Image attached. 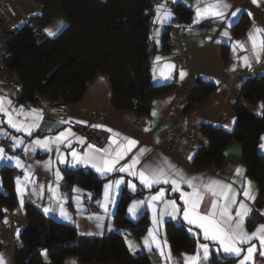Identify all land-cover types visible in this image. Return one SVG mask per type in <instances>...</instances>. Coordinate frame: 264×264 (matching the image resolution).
<instances>
[{
  "label": "crops",
  "instance_id": "0c3cea01",
  "mask_svg": "<svg viewBox=\"0 0 264 264\" xmlns=\"http://www.w3.org/2000/svg\"><path fill=\"white\" fill-rule=\"evenodd\" d=\"M165 2V0H159L156 4ZM231 5L229 11V19L232 20L231 25L223 24L215 19H201L199 23H194L196 19V3L197 0H166L165 7L171 11L172 18L169 22H166L163 26L156 24L152 35V40L157 46V50L154 52V60L152 61V82L159 85L173 84L174 90L171 92L156 97L152 101V106L149 115L143 117L140 127L133 125L134 113L132 112H117L112 107V89L111 86L103 75H98L94 81L90 84L83 101L80 104L70 106L69 120L78 122L84 125H104L108 128L114 129L122 133L124 136L137 139L139 144L137 148H146L148 151L154 148V152L148 156L147 159L142 157L141 163L148 161L161 160L167 158L176 168L183 170L190 176H202L205 179L208 177H214L217 179H225L231 181L235 179L236 184L234 187L240 189L241 182H245L247 187V181H251V194L255 197L254 200L247 201L248 206L252 209L249 216L245 220L244 227L248 232H252L258 225L264 224V205L261 208L256 207V203L259 196V187L254 179L249 177L246 172V166L243 161V146L237 142L232 141L228 144L225 154L226 160L222 168L218 172H212L209 170H201L193 167L192 163L195 155L200 147H206L208 145V139L201 134V126L203 124H210L216 127H220L227 132L234 130L237 116L233 110L234 103L241 97V89L243 83L253 77L252 73L257 70L259 76L264 75V58H261L260 62H252L251 68L244 67L243 62L239 60V57L249 55V52L237 49L233 50V43L236 41H247L250 48L251 42L248 40V34L254 32L255 29L264 28V0H258V4H253L252 0H226ZM33 4L36 7V11L32 9ZM183 5L191 11V20L188 22V30L184 35H178L174 31V26L178 19L174 9L177 5ZM203 5V0H201ZM18 9H14L8 19V23L15 24L22 28L31 18L41 14L40 7L37 0H18ZM239 9L236 17H231L230 13ZM251 13V15H249ZM246 21V25L242 31H238L242 23ZM62 25V27H60ZM67 22L64 17H59L53 24L47 29L52 30L56 34H59L65 27ZM59 27V31L57 28ZM159 29L160 34L155 35L156 30ZM228 31L230 39L225 38L222 33ZM165 34L168 37V43L171 48L167 51L162 50ZM264 35V33L257 34V38ZM183 53L182 61L178 63L176 56ZM156 57H160L159 61H156ZM166 65H172L171 69L165 67ZM233 66L236 70L233 71ZM183 71L186 73L183 79L180 78L179 73ZM169 75V79H164L163 75ZM7 72L0 71V96H7L13 101V104L18 108L20 104L15 95H17L22 86L18 83L6 84ZM204 81L216 85V89L212 96L202 105H195L189 112H184L185 105L188 102L189 94L197 81ZM47 100H43L39 105L25 106V110L36 108L41 109L44 113V118L40 122L39 128L34 131L32 137H25V143H29L31 139L39 136L43 138L45 136H52L60 130L71 129L66 123H62L55 119L48 118L45 114V107ZM263 103L259 102L256 105H247L248 108L257 116L263 114ZM96 110L105 113V119L100 122L93 121L92 117ZM155 112L156 115H152ZM5 119L0 116V120ZM7 128V125H2ZM96 134L105 137V143L101 148L106 147L108 144V138L111 135L109 132L92 127ZM170 128L174 135L178 138V144L172 145L169 139L164 135V130ZM147 129V131H145ZM10 135L21 136L22 133H16L12 129H8ZM191 132L192 136H188L186 133ZM74 136H70L72 141V149L77 152H83L87 150V144H91L88 140L79 135L74 129H71ZM201 135H198V134ZM84 138L85 143H77V138ZM264 137V134L263 136ZM264 144V139L259 146V152L264 156V148L261 145ZM0 147L9 149L7 155L19 156L23 163L33 166V179L36 185H43L44 192L39 194L37 188L36 193H33V184L25 180V169L19 168L14 162L4 160L0 161V191L2 190V175L1 170L3 168H10L14 170L15 192L17 198V204L13 210L6 209L3 219L0 220V254H2L6 264H17L16 250L22 245L21 233L27 225L26 206L28 204L34 206L46 217L73 226L78 235L81 237H96L103 238L113 233H122L124 236L125 244L128 251L133 255L145 254L152 264H166L162 258L160 251L155 245L151 248L145 247L144 240L148 237L149 230L156 227L153 224V211L151 208L144 206L140 209L137 218H133L128 208L133 201L148 200L158 187H164L166 189V199H175L178 203L180 193L168 191L171 185H162L154 187L149 190L139 184L138 180L128 176L124 173H112L107 176H101L90 166L77 165L72 166V158L70 155H65L64 163H59L57 160V153L55 150L47 152L41 149H37L35 153H25L17 148L15 152L11 151V140L0 138ZM72 149L60 145L61 153H69ZM136 149H133L135 152ZM147 151V152H148ZM146 152V153H147ZM145 153V154H146ZM131 153L127 159L131 158ZM191 156V159H189ZM127 159L121 161L126 163ZM51 161L50 169L44 167V164ZM88 169L94 172L99 178L104 180L102 186V192L99 196L95 197L94 194L76 184H70L64 189V182L66 180V170H79ZM236 169H240V175H236ZM59 171L62 179L57 181L56 171ZM123 177L125 181L133 180V183L137 185L136 190L133 191L127 188L125 184L120 185L119 193L112 194V202L107 204V211H105V188L104 186L110 181H114ZM20 180L21 187L25 189L23 196L24 203L21 205V197L17 191V180ZM51 184L54 189H57V199H51L48 191V185ZM79 189L80 191H74ZM183 191H191L186 186L182 188ZM126 193L131 196V199L127 205V216L132 221L130 228H120L116 223V212L118 204L122 195ZM89 194L90 197L89 198ZM79 197V203L77 198ZM239 199H243L241 195ZM213 197L211 194H205L203 201L200 204L199 211L201 213H207L210 210ZM60 204L63 207L67 215L71 218L65 219L61 217L59 213ZM45 207H51L53 211L45 213L43 209ZM92 207H97L98 211H92ZM163 207V205H161ZM103 217L102 227L98 228V221L95 217ZM93 217V219H89ZM146 218L147 228L143 234L136 236L133 233V229L142 226V221ZM5 220L7 223H5ZM168 223L176 225H185L188 230L193 228L190 233L199 232L193 226H190L187 221L184 220L182 213L177 214L175 218L170 215H165L163 222L159 226V239L166 241L164 252L171 251V261L168 264H184V254L192 255L197 250L199 243H207L209 245V256L207 260H204L202 264H214L213 257H224L226 259L233 260L230 264H240L242 257H236L234 254L225 253L222 249H218V246L211 241H204L202 234L199 236L193 235L197 238L196 249L193 252H183L180 255H176L170 245V241L167 235L166 226ZM92 232L93 235H87L86 233ZM131 241L135 245V249L129 248L128 242ZM257 252L255 253L254 264H264V256L260 255L259 245L257 241ZM245 250L248 245L243 246ZM246 254V251L245 253ZM242 254V255H243ZM42 256L47 264H50V259L47 252L43 251ZM64 264H82L79 262L76 256H69L65 259ZM97 264V263H90ZM114 264V263H106Z\"/></svg>",
  "mask_w": 264,
  "mask_h": 264
},
{
  "label": "trees",
  "instance_id": "16d2710c",
  "mask_svg": "<svg viewBox=\"0 0 264 264\" xmlns=\"http://www.w3.org/2000/svg\"><path fill=\"white\" fill-rule=\"evenodd\" d=\"M159 0H41L43 10L11 37L6 46L9 55L6 68L16 72L22 89L15 95L25 106L39 105L43 100L59 101L70 106L80 104L94 79L103 75L112 89V107L117 112L149 115L154 98L174 90L173 84L155 85L152 82L151 55L157 50L152 40L156 4ZM181 21L191 20V11L183 5L174 9ZM59 17L67 26L56 36L45 31ZM242 23L238 31L246 25ZM151 37V39H150ZM165 34L162 50L171 48ZM216 85L197 81L192 87L184 112L204 104L214 93ZM242 99L233 105L237 120L232 132L210 124L201 126L208 139L193 160V167L218 172L225 163V150L232 141L243 146V161L249 177L259 187L256 207L264 205V156L259 146L264 134L262 116L255 115L247 105H264V75L247 79L241 89ZM66 180L91 191L95 197L102 192L104 180L88 169L66 170ZM0 191V220L4 210L17 204L14 170L3 168ZM131 199L124 193L118 204L116 223L130 228L127 216ZM27 225L21 233L22 245L16 250L17 264H47L42 252H47L50 264H64L76 256L82 264H152L145 254H131L122 233L103 238L81 237L68 224L54 221L34 206H26ZM147 228L133 229L140 236ZM167 235L176 255L193 252L197 238L185 225L168 223ZM1 248V244H0ZM233 260L213 257L214 264H230Z\"/></svg>",
  "mask_w": 264,
  "mask_h": 264
},
{
  "label": "snow or ice",
  "instance_id": "6c2138e0",
  "mask_svg": "<svg viewBox=\"0 0 264 264\" xmlns=\"http://www.w3.org/2000/svg\"><path fill=\"white\" fill-rule=\"evenodd\" d=\"M175 2V0H173ZM253 4H258V0H252ZM165 2L157 5L155 10V18L153 23L163 26L166 22H169L172 18L171 11L165 7ZM231 5L226 0H197L196 3V19L194 23H199L201 19H215L223 24L231 25L232 20L229 19V9ZM240 10H234L230 13L231 17H236ZM251 15V13H249ZM62 27V25L60 26ZM49 36H53L56 33L50 29L45 30ZM59 31V27L57 28ZM264 33V28L255 29L254 32L248 34V40L251 42L249 48L247 41H236L233 43L234 52L239 49L249 52V55L239 57V60L243 62L244 67L251 68L252 62H260L261 58H264V35L257 38V34ZM160 34L159 29L156 30L155 35ZM222 35L225 38L230 39L228 31H224ZM151 39V37H150ZM161 58L156 57V61ZM165 67L171 69L172 65H166ZM233 71L236 70L233 66ZM163 75V73H162ZM180 78L183 79L186 73L181 71L179 73ZM164 79H169V75H163ZM264 107V105H262ZM152 115H156L155 112ZM0 116L5 119L0 120V138L11 140V151L15 152L17 148H20L25 155L29 153H35L37 149H41L47 152L55 150L57 153V160L59 163L65 162V155H70L72 158V166H90L95 169L101 176H107L112 173H124L128 176L138 180L139 184L146 189H153L157 186L171 185L168 191L179 192L180 197L177 202L175 199H166V189L164 187H158V190L148 200L133 201L128 208L129 214L133 218H137L140 209L144 206L151 208L153 211V224L155 228L149 230L148 237L145 238V247L151 248L155 245L160 251L162 258L166 264L171 261V251L164 252L166 241L159 239V226L163 222L165 215H170L173 218L177 214L182 213L183 218L190 226L198 229L199 232H193V235L199 236L202 234L204 241H211L218 246V249H222L225 253L234 254L236 257H242L240 264H254L255 253L257 252V241L259 245L260 255L264 256V224L258 225L254 231L248 232L245 227V220L249 216L252 209L248 206L247 201L254 200L255 197L251 194V181H247V187L245 182L242 181L240 189L234 187L236 184L235 179L230 182L225 179H217L214 177H208L205 179L202 176H190L183 170L176 168L167 158H162L156 161H148L141 163L142 157L148 151L146 148H137L139 141L137 139L124 136L117 130L108 128L104 125H92V127L101 128L111 135L108 138V144L106 147H97L93 144H87V150L83 152H77L72 149V141L70 136L75 134L71 132V129H63L58 131L52 136H45L40 138L39 136L31 139L29 143H25V137H32L34 131H36L40 122L44 118V113L41 109L31 108L25 110L24 105H20L18 108L13 104V101L7 96H0ZM62 123H70V121H63ZM86 123V122H78ZM6 124L7 128L2 125ZM8 129L14 130L16 133H22L21 136L10 135ZM147 131V129H145ZM264 139V137H262ZM77 143L84 144V138H77ZM72 149L69 153H61L60 145ZM264 148V144L261 145ZM133 149H136L133 152ZM9 149L0 147V161L5 159L12 161L19 168L25 169V180L33 184V193H36L37 188L39 194H43L44 186L36 185L33 179V166L25 165L19 156L7 155ZM131 155L130 159L129 154ZM127 159L126 163H121ZM191 159V156H189ZM51 161L44 164V167L50 169ZM241 170L236 169V175H240ZM56 179L59 181L62 179L59 171H56ZM125 184L127 188L136 190L137 185L133 183V180H127L123 177L110 181L104 186L105 188V211H107V204L112 202V194L119 193L120 185ZM21 182L17 180V191L21 197V205H23V196L25 189L20 186ZM186 186L191 191L185 192L182 188ZM48 191L51 199H57V189H54L51 184L48 185ZM79 192V189H74ZM205 194H211L213 200L211 202L210 210L207 213H201L199 211L200 204L204 199ZM243 199H239L240 196ZM89 198L90 194H89ZM79 203V197L77 198ZM163 205V207H161ZM7 211L6 209L4 210ZM45 213L53 211L51 207H45L43 209ZM59 213L61 217L65 219H71L63 204H60ZM264 215V213H261ZM93 219V217H89ZM94 219L98 221L97 227H102L103 217L97 216ZM5 223L7 221L5 220ZM189 231H193V228H189ZM87 235H93L92 232L86 233ZM129 248L134 250L135 245L129 241ZM248 245L247 249L243 247ZM209 245L207 243H199L197 250L194 254H184V264H202L204 260L209 256ZM246 254H243L245 253ZM243 254V255H242ZM0 264H6L2 254H0Z\"/></svg>",
  "mask_w": 264,
  "mask_h": 264
},
{
  "label": "built area",
  "instance_id": "2783aa9c",
  "mask_svg": "<svg viewBox=\"0 0 264 264\" xmlns=\"http://www.w3.org/2000/svg\"><path fill=\"white\" fill-rule=\"evenodd\" d=\"M40 10L42 12L43 6L41 0H37ZM18 0H0V71H6L7 75L5 78L6 84L18 83L22 86L21 81L19 80L18 74L16 72H9L6 68V61L9 55V49L6 46V42L18 33L20 27L15 24L8 23L9 15L14 9H18ZM188 30V24L181 21L178 17L176 24L174 26V31L178 35H184ZM183 51L176 56V61L180 63L183 57ZM253 78H259L258 71L255 70L252 73ZM239 99H242L240 97ZM69 111L70 105L60 103L59 101L47 100L45 107V114L48 118L55 119L57 121H70L66 123L67 126L71 129H74L79 135L85 137L89 143L101 147L105 143V137L99 136L95 133L94 129L89 125H84L77 123L76 121L69 120ZM143 115L134 114L133 125L135 127H140L143 121ZM93 121L100 122L105 119V113L102 111L96 110L92 117ZM188 136H192V133L189 131L186 133ZM202 134V133H201ZM200 133L198 135H201ZM164 135L169 139L172 145L178 144V138L174 135L170 128L164 130ZM154 152V148L150 149L145 155L144 159H147ZM69 186V182L65 180L64 189ZM92 211H98L97 207H92Z\"/></svg>",
  "mask_w": 264,
  "mask_h": 264
},
{
  "label": "rangeland",
  "instance_id": "374dc122",
  "mask_svg": "<svg viewBox=\"0 0 264 264\" xmlns=\"http://www.w3.org/2000/svg\"><path fill=\"white\" fill-rule=\"evenodd\" d=\"M32 7V9H34L35 11L34 12H37L36 11V7H35V5L33 4V6H31Z\"/></svg>",
  "mask_w": 264,
  "mask_h": 264
},
{
  "label": "water",
  "instance_id": "95a60500",
  "mask_svg": "<svg viewBox=\"0 0 264 264\" xmlns=\"http://www.w3.org/2000/svg\"><path fill=\"white\" fill-rule=\"evenodd\" d=\"M154 60V53L151 55V61Z\"/></svg>",
  "mask_w": 264,
  "mask_h": 264
}]
</instances>
